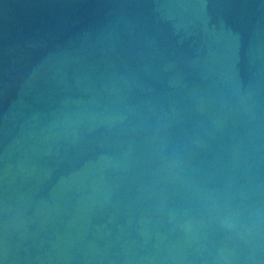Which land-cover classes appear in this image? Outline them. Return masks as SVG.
<instances>
[{"label": "water", "instance_id": "water-1", "mask_svg": "<svg viewBox=\"0 0 264 264\" xmlns=\"http://www.w3.org/2000/svg\"><path fill=\"white\" fill-rule=\"evenodd\" d=\"M0 264H264V0H0Z\"/></svg>", "mask_w": 264, "mask_h": 264}]
</instances>
